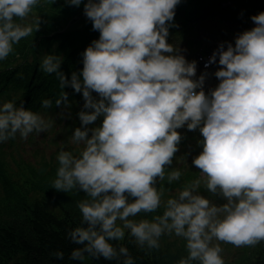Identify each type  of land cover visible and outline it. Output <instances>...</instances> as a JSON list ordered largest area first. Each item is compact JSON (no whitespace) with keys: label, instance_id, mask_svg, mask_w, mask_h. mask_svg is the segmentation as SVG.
Returning a JSON list of instances; mask_svg holds the SVG:
<instances>
[{"label":"clouds","instance_id":"clouds-1","mask_svg":"<svg viewBox=\"0 0 264 264\" xmlns=\"http://www.w3.org/2000/svg\"><path fill=\"white\" fill-rule=\"evenodd\" d=\"M39 3L0 0V60L40 30ZM65 3L83 4L99 33L81 53L83 67L70 76L60 54H46L40 65L59 81V118H71L70 95L82 100L71 138L77 150L59 151L52 181L56 192L87 197L77 204L81 226L68 232L81 245L70 258L83 261L87 254L134 264L127 247L112 243L126 233L148 250L159 249L164 235L182 238L187 256L178 264H225L219 242L239 248L264 241V12L251 17L254 27L237 34L234 44L218 45L205 64L217 65L214 72L197 75V61L169 42L181 0ZM210 76L218 83L206 89ZM41 106L50 109L53 101ZM53 124L23 104L0 105V143L45 133ZM188 132L199 133L200 151L191 163L203 179L164 200L158 182L181 179L179 169L166 170ZM202 187L222 203L201 194ZM161 208L152 219H136ZM52 255L63 259L62 252Z\"/></svg>","mask_w":264,"mask_h":264},{"label":"trees","instance_id":"trees-1","mask_svg":"<svg viewBox=\"0 0 264 264\" xmlns=\"http://www.w3.org/2000/svg\"><path fill=\"white\" fill-rule=\"evenodd\" d=\"M198 2L184 0L180 9L179 5L176 8L174 22L178 18H192L196 13L193 7ZM81 13L83 4L75 7L67 5L65 0H55L54 3L53 0H40L34 9V15L42 17L44 21L40 30L22 39L14 45L13 52L6 59L0 60V105L14 101L16 106L23 104L26 109L54 121L51 135L45 132L25 141L17 135L15 139L0 143V264H121L123 259H97L87 254L83 261L70 258L71 252L81 245L72 243L68 232L81 226L77 204L87 197L76 190L63 193L52 189L59 166V149L48 151L42 147L46 139L48 145L53 147L50 143L57 144L61 138L66 137L67 140L73 135L72 117L80 107L79 98L70 95L73 106L71 118L68 119L57 116L60 109L54 104L50 109L42 108V101H53L61 89H58L59 81L55 74H46L40 65L46 54H60L64 58L62 69L69 76L71 71L83 67L81 53L94 39L99 38V33L92 30V23L86 17L79 18ZM47 82L53 86L48 87ZM67 91L72 92L71 89ZM30 102L32 104L29 106ZM57 132L58 135L51 138ZM197 134L187 133V139L182 142L171 168L166 170L179 169L182 172L179 181L197 178V173L192 170L194 167L189 168L192 163L185 154L187 147L197 144L200 139ZM179 181L168 184L165 180L158 182L157 186L163 185L166 189L164 197L174 196L172 187ZM22 191L23 195H20ZM162 212L160 209L157 213L141 214L136 219H152ZM112 243L117 248L121 245L127 247L134 264H178L184 258L169 253L166 244L163 246V243H167L163 236L160 238L161 247L152 250L142 249L131 242L127 233L124 240ZM167 246L170 247L169 244ZM180 247L177 246V249ZM57 251L63 253V259L52 255ZM230 264H264V241L239 250L238 258Z\"/></svg>","mask_w":264,"mask_h":264},{"label":"rangeland","instance_id":"rangeland-1","mask_svg":"<svg viewBox=\"0 0 264 264\" xmlns=\"http://www.w3.org/2000/svg\"><path fill=\"white\" fill-rule=\"evenodd\" d=\"M85 17L86 16L84 15V12H83V13H81V15H80L79 18L83 19ZM66 71H69V69H66ZM60 135H61V133H60ZM54 140H56V139H54ZM55 143H57V142H55ZM67 143H68V140L65 141V144H67ZM53 144L54 143H51V145H53ZM190 147H191L192 150H194L193 144ZM200 174H201V177L203 178L202 173H200ZM200 192H201V194L205 195L207 198L212 199L214 202H216V203H222V201H219L216 198L212 197L210 193H208L209 195H206L202 191V188L200 189ZM161 210H163V208H161ZM163 239L170 240V241L178 244L179 246L185 248V243L186 242L182 238L176 237L175 235H172V236L164 235L163 236ZM214 243H217V242L214 241ZM219 243H220V246L223 249L221 255H222L223 259L225 260V264H230V263L235 262V260L239 256V250L246 249V247H239V248H237V247L233 246L232 244H227V243H223V242H219ZM158 252L161 253L160 250ZM169 253L171 255L174 254V253H171L170 251H169ZM236 253H237V256H235Z\"/></svg>","mask_w":264,"mask_h":264},{"label":"bare ground","instance_id":"bare-ground-1","mask_svg":"<svg viewBox=\"0 0 264 264\" xmlns=\"http://www.w3.org/2000/svg\"><path fill=\"white\" fill-rule=\"evenodd\" d=\"M208 1H210V3H211V5H215L216 3H217V1L218 0H208ZM175 40V39H174ZM173 42V41H172ZM199 63H201L202 64V66L203 65H205L206 63L204 62V61H202V62H199ZM47 85H48V87H51V86H53V84L52 83H50V82H47ZM58 89H60V87H58ZM58 97V96H57ZM57 97H55V99H53V104L55 105V100H56V98ZM32 104V102H30V104H29V106ZM189 153L191 154V151L189 150ZM193 166H192V164L189 166V168H192ZM20 195H23V191L20 193ZM172 195H169V196H167V197H163V199L164 200H166L165 198H169V197H171ZM19 198H21V197H19ZM2 209H4V207L2 208ZM165 242V241H164ZM166 244V245H165ZM167 244H169V246L171 247H168L167 246ZM165 245V248L166 249H168L171 253H175V255H178V256H186V254H187V251H186V248H179V249H177V246H179L178 244H176V243H174V242H171V243H163V246ZM176 246V247H175Z\"/></svg>","mask_w":264,"mask_h":264}]
</instances>
